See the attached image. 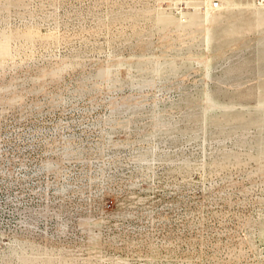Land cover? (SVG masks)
<instances>
[{"label": "rangeland", "instance_id": "1", "mask_svg": "<svg viewBox=\"0 0 264 264\" xmlns=\"http://www.w3.org/2000/svg\"><path fill=\"white\" fill-rule=\"evenodd\" d=\"M263 4L0 0V264H264Z\"/></svg>", "mask_w": 264, "mask_h": 264}, {"label": "bare ground", "instance_id": "2", "mask_svg": "<svg viewBox=\"0 0 264 264\" xmlns=\"http://www.w3.org/2000/svg\"><path fill=\"white\" fill-rule=\"evenodd\" d=\"M209 6H210V5H209ZM222 6H224V4H222ZM222 6L220 5V7H219L218 9H214V8H213V5H212L211 7H212V9H214V10H220L221 8H223ZM263 6H264V4H263ZM261 7H262V6H261ZM261 7H260V8H261ZM239 8H240V7H239ZM249 8H250V7H249ZM225 9H226V8H225ZM214 10H213V11H214ZM223 10H224V9H223ZM241 10H242V9H241ZM250 10H251V9H250ZM250 10H248V11H250ZM237 11H239V10H237ZM252 11H253V10H252ZM254 11H255V10H254ZM259 11H260V10H259ZM245 12H247V11H245ZM260 12H261V11H260ZM263 12H264V11H263ZM263 12H262V13H263ZM233 13H234V12H233ZM257 13H259V12H257ZM262 13H261V14H262ZM254 14H255V13H254ZM260 16H261V15H260ZM244 17L247 18L246 16H244ZM248 17H249V16H248ZM231 18H233V19L235 18V19L237 20L236 17H231ZM231 18H230V19H231ZM242 18H243V17H242ZM242 18H241V20H242ZM250 18H251V17H250ZM250 18H249V19H250ZM257 18H259V16H258ZM263 18H264V17H263ZM230 19H228V20H230ZM255 19H256V18H255ZM255 19H254V20H255ZM250 20H251L250 22H252V18H251ZM260 20H262V19H260ZM231 21H232V19H231ZM231 21H230V22H231ZM234 21H235V20H234ZM243 21H245V19H244ZM223 22H224V20H223ZM227 22H229V21H226L225 23H227ZM232 22H233V21H232ZM235 22H236V21H235ZM245 22H246V21H245ZM248 22H249V20H248ZM255 22H257V21H255ZM242 23H244V22H242ZM246 23H247V22H246ZM252 23H254V21H253ZM218 24H220V23H218ZM237 24H238V23H237ZM240 24H241V23H240ZM240 24H239L238 26H241ZM247 24H249V26H250V23H247ZM216 25H217V24H216ZM222 25H224V24H221V26H222ZM242 25H243V24H242ZM245 25H246V24H244V26H245ZM257 25H258V24H257ZM214 26H215V25H214ZM214 26H213V27H214ZM252 26H253V25H252ZM187 27H188V26H187ZM217 27H218V25H217ZM217 27H216V28H217ZM226 27H227V26H226ZM229 27H231V26H229ZM236 27H237V26H236ZM216 28H215V29H216ZM231 28H232V27H231ZM231 28H230V29H231ZM233 28H234V27H233ZM242 28H244V27H242ZM245 28H247V26H246ZM250 28H251V26H250ZM210 29H211V28H210ZM213 29H214V28H212L211 31H215V30H213ZM219 29H220V27L218 28V30H219ZM237 29H238V27H237ZM237 29H236V30H237ZM251 29H252V28H251ZM220 30H221V29H220ZM225 30H229V29H226V28H225ZM225 30H224V31H225ZM242 30H243V29H242ZM249 30H250V29H249ZM234 31H235V29L233 30V32H234ZM238 31H239V30H238ZM227 32H230V31H227ZM242 32H243V31H242ZM210 33H211V35H212V32H210ZM210 33H209V31H207L206 39H204L205 42H206V46H207V48H208L207 51L210 50V48H209V47H210V42H211L210 37H212V36H210ZM217 33H218V32H217ZM222 33H223V32H221V37L224 35V34L222 35ZM234 33H235V32H234ZM236 33L238 34L239 32L236 31ZM257 33H258V32H257ZM260 33H264V31H263V32H260ZM219 34H220V33H219ZM219 34H218V35H219ZM227 34H228V33H227ZM229 34H230V33H229ZM237 34H233V36H234V35L237 36ZM244 34H245V33H244ZM230 35H232V34H230ZM238 35H239V34H238ZM226 36H227V35H226ZM240 36H242V35H240ZM240 36H238V37H240ZM247 36H248V35H247ZM254 36H255V35H254ZM263 36H264V35H262V37H263ZM221 37H220V38H221ZM224 37H225V36H224ZM249 37H250V35H249ZM258 37H259V36H258ZM262 37H261V38H262ZM212 38H213V37H212ZM212 38H211V39H212ZM218 38H219V37H217V39H218ZM228 38H229V37H228ZM242 38H243V37H242ZM232 39L234 40L233 37H232ZM235 39H236V38H235ZM244 39H245V38H244ZM244 39H243V40H244ZM248 39H249V38H248ZM248 39H247V40H248ZM251 39H252V38H251ZM253 39H254V38H253ZM257 39H258V38H257ZM263 39H264V38H263ZM223 40H224V39H223ZM225 40H231V39L229 38V39H225ZM243 40H242V41H243ZM247 40L245 39L246 44L249 43V41H247ZM212 41H213V40H212ZM231 41H232V40H231ZM239 41H240V40H239ZM245 41H244V43H245ZM216 42H220V41H216ZM224 42H227V41H224ZM224 42H222L223 45H224ZM233 42H235V41H233ZM236 42H237V41H236ZM253 42H255V41H253ZM261 42H262V40H261ZM214 43H215V42H214ZM242 43H243V42H242ZM258 43H260V42L258 41ZM239 44H240V43H238V45H239ZM249 44H250V43H249ZM261 44H264V43H261ZM261 44H260V45L257 44V45L262 46ZM216 45H217V44H216ZM219 45H222V44H219ZM230 45H231V43H230ZM236 45H237V44H236ZM236 45H234V47H238V46H236ZM244 45H245V44H243L242 46H244ZM250 45H251V44H250ZM252 45H253V44H252ZM252 45H251V46H252ZM254 45H256V44H254ZM213 46H215V45H213ZM232 46H233V45H232ZM232 46H230V47H232ZM242 46H240V47H242ZM245 46H247V45H245ZM223 47H224V46H223ZM228 47H229V46H228ZM212 48H214V47H212ZM232 48H233V47H232ZM253 48H255V46H253ZM263 48H264V47H263ZM263 48H262V49H263ZM248 49H249V48H248ZM248 49H246V51H247ZM251 49H252V47H251ZM257 49H258V47H257ZM259 49H260V48H259ZM259 49H258V50H259ZM230 50H231V49H230ZM238 50H239V48H238ZM240 50H241V49H240ZM243 50H244V49H243ZM236 51H237V50H236ZM252 51H253V50H252ZM209 52H210V51H209ZM211 52H213V51L211 50ZM223 52H224V51H223ZM227 52H229V51H226V53H227ZM232 52H233V50H232ZM238 52L241 53V51H238ZM259 52H260V51H259ZM262 52H263V50H262ZM262 52H261V55H262ZM205 53H206V52H205ZM207 53H208V52H207ZM219 53H220V52H219ZM249 53H250V52H249V50H248V53H247L246 55H248ZM255 53H256V51H255ZM203 54H204V53H203ZM213 54H214V52H213ZM230 54H232V53H230ZM236 54H237V53H236ZM253 54H254V51H253ZM237 55H238V54H237ZM244 55H245V54H244ZM244 55H243V56H244ZM249 55H251V54H249ZM257 55H258V54H257ZM263 55H264V54H263ZM211 56H212V55H211ZM227 56H228V55H227ZM233 56H234V55H233ZM235 56H236V55H235ZM243 56H241V57H243ZM201 57H202V56H201ZM204 57H205V56H204ZM213 57H215V56H213ZM213 57H212V60H213ZM217 57H219V56H217ZM221 57H222V56H221ZM238 57H239V56H238ZM245 57H246V56H245ZM245 57H243V58H245ZM209 58H210V57H209ZM219 58H220V57H219ZM232 58H234V57H232ZM192 59H193V58H192ZM198 59H200V58L198 57ZM205 59H207V58H205ZM205 59H204V60H205ZM216 59L218 60V58H215V60H216ZM222 59H223V58H222ZM226 59H227V58H226ZM229 59H230V57H229ZM247 59H248V58H247ZM249 59H250V57H249ZM260 59H261V58H260ZM193 60H195V59H193ZM208 60H209V59H207L206 61H208ZM236 60H237V59H236ZM252 60H253V58H252ZM261 60H262V59H261ZM195 61H196V60H195ZM219 61H221V59H220ZM228 61H229V60H227V62H228ZM233 61H234V60H233ZM211 62H216V61H211ZM225 62H226V60H225ZM234 62H235V61H234ZM238 62H239V61H238ZM240 62H241V61H240ZM242 62H243V61H242ZM208 63H209V61H208ZM221 63H222V62H221ZM223 63H224V62H223ZM236 63H237V62H236ZM262 63H263V62H262ZM196 64H197V63H196ZM209 64H210V63H209ZM211 64H212V63H211ZM224 64H225V63H224ZM245 64H247V63H245ZM193 65H194V64H193ZM252 65H253V64H252ZM262 65H263V64H262ZM210 66H211V65H210ZM212 66H214V65L212 64ZM247 66H248V65H247ZM247 66H246V67H247ZM250 66H251V65H250ZM254 66H255V65H254ZM257 66H258V64H257ZM259 66H260V65H259ZM207 67H208V65H207ZM227 67H229V66H227ZM248 67H249V66H248ZM248 67H247V69H248ZM261 67H262V66H261ZM202 68H203V67H202ZM204 68H205V67H204ZM210 68H211V67H210ZM212 68H214V67H212ZM224 68H225V67H224ZM229 68H230V67H229ZM225 69H227V68H225ZM245 69H246V68H245ZM259 69H260V67H259ZM169 70H170V69H169ZM208 70H210V69H208ZM218 70H219V69H218ZM252 70H253V69H252ZM252 70H250V71L253 73ZM262 70H263V69H262ZM206 71H207V69H206ZM239 71H240V70H239ZM248 71H249V70H248ZM250 71H249V72H250ZM257 71H258V70H257ZM46 72H47V71H46ZM204 72H205V71H204ZM208 72H209V71H208ZM225 72H226V71H225ZM251 72H250V73H251ZM262 72H263V71H262ZM216 73H217V72H216ZM231 73H232V72H231ZM241 73H242V72H241ZM244 73H245V72H244ZM255 73H256V72H255ZM45 74H47V73H45ZM210 74H211V73H210ZM214 74H215V73H214ZM239 74H240V73H239ZM247 74H248V73H247ZM247 74H245V75L247 76ZM257 74H259V73H257ZM261 74H262V73H261ZM106 75H107V74H106ZM173 75H174V74H173ZM206 75H208L207 72H206ZM217 75H219V74H217ZM237 75H238V72H237ZM248 75H250V74H248ZM232 76H233V75H232ZM235 76H236V74H235ZM240 76H241V75H240ZM242 76H244V75H242ZM242 76H241V77H242ZM255 76H256V74H255ZM255 76H254V78H255ZM106 77H107V76H106ZM169 77H170V76H169ZM233 77H234V76H233ZM233 77H232V78H233ZM249 77H250V76H249ZM251 77H252V76H251ZM251 77H250V78H251ZM256 77H257V76H256ZM261 77H262V76H261ZM42 78H43V76H42ZM51 78H52V77H51ZM206 78H208V77H206ZM211 78H213V77L211 76L209 80H211ZM214 78H215V77H214ZM221 78H223V77H221ZM232 78H231V80H232ZM238 78H239V77H238ZM238 78H237V79H238ZM254 78H253V79H254ZM262 78H264V76H263ZM38 79L41 80L40 78H38ZM91 79H92V78H91ZM167 79H168V78H167ZM171 79H172V78H171ZM204 79H205V78H204ZM227 79H228V78H227ZM229 79H230V78H229ZM247 79H248V78H247ZM43 80H44V79H43ZM101 80H102V79H101ZM206 80H207V79H206ZM217 80H218V79H217ZM245 80H246V79H245ZM245 80H244V81H245ZM249 80H251V79H249ZM257 80H258V79H257ZM10 81H11V80H10ZM99 81H100V80H99ZM164 81H165V80H164ZM224 81H226V80H224ZM227 81H229V80H227ZM14 82H15V81H14ZM96 82H97V81H96ZM114 82H115V81H114ZM116 82H117V81H116ZM196 82H197V81H196ZM198 82H200V81H198ZM207 82L210 83V81H207ZM211 82H212V80H211ZM214 82H215V81H214ZM214 82H213V83H214ZM236 82H240V81L237 80ZM241 82H242V81H241ZM246 82H248V81L246 80ZM85 83H87V82H85ZM164 83H165V82H164ZM243 83H244V82H243ZM250 83H252V82H250ZM263 83H264V82H263ZM79 84H80V83H79ZM97 84H99V83H97ZM101 84H102V83H101ZM114 84H115V83H114ZM210 84H211V83H210ZM216 84H217V83H216ZM241 84H242V83H241ZM245 84H246V83H245ZM14 85H15V84H14ZM91 85H92V83H91ZM174 85H175V84H174ZM217 85H218V84H217ZM217 85H216V86H217ZM219 85H221V84H219ZM219 85H218V86H219ZM242 85H243V84H242ZM76 86H77V85H76ZM76 86H75V87H76ZM194 86H195V85H194ZM206 86H208V85L206 84ZM9 87H10V86H9ZM12 87H13V86H12ZM81 87H82V86H81ZM91 87H92V86H91ZM210 87H212V86L210 85ZM220 87H221V86H220ZM238 87H240V86H238ZM190 88H191V87H190ZM190 88H189V89H190ZM196 88H197V87H196ZM214 88H215V87H214ZM12 89H13V88H12ZM12 89H10V90L13 91ZM83 89H84V88H83ZM145 89H146V88H145ZM184 89H185V88H184ZM191 89H193V88H191ZM197 89H199V87H198ZM217 89H218V88H217ZM222 89H223V88H222ZM10 90H9V92H10ZM79 90H80V89H79ZM87 90H88V89H87ZM109 90H111V89H109ZM113 90H114V89H113ZM146 90H147V89H146ZM212 90H214V89H212ZM212 90H211V91H212ZM223 90H225V89H223ZM232 90H233V89H232ZM237 90H238V89H237ZM85 91H86V90H85ZM186 91H187V89H186ZM229 91H231V90L229 89ZM235 91H236V90H235ZM6 92H7V91H6ZM9 92H8V93H9ZM14 92H15V91H14ZM135 92H136V91H135ZM138 92H139V91H138ZM188 92H189V91H188ZM213 92H214V91H213ZM219 92H220V91H219ZM219 92H218V93H219ZM225 92H226V91H225ZM231 92H232V91H231ZM236 92H237V91H236ZM10 93H11V92H10ZM215 93H216V92H215ZM215 93H214V94H215ZM243 93H244V92H243ZM0 94H1V93H0ZM17 94H18V92H17ZM84 94L87 95L86 93H84ZM137 94H138V93H137ZM212 94H213V93H212ZM232 94H233V93H232ZM238 94H239V93H238ZM238 94H237V96H238ZM244 94H246V93H244ZM118 95H119V94H118ZM188 95H189V94H188ZM208 95H209V94H208ZM218 95H220V94H218ZM224 95H225V94L222 95V98H224ZM227 95H228V93L226 94V96H227ZM230 95H231V94H230ZM235 95H236V94H235ZM235 95H234V96H235ZM242 95H243V94H242ZM246 95H247V94H246ZM13 96H14V95H13ZM13 96H12V97H13ZM89 96H90V95H89ZM215 96H217V95H215ZM3 97H6V96H3ZM17 97H18V96H17ZM86 97H87V96H86ZM208 97H209V96H208ZM212 97H213V96H212ZM227 97H229V96H227ZM232 97H233V96H232ZM239 97H240V96H239ZM13 98H14V97H13ZM89 98H91V97H89ZM97 98H98V97H97ZM129 98H130V97H129ZM182 98H183V97H182ZM203 98H204V97H203ZM214 98H215V97H214ZM220 98H221V97H220ZM6 99H7V98H6ZM92 99H93V98H92ZM184 99H186V98H184ZM229 99H230V98H229ZM55 100H56V99H55ZM203 100H204V99H203ZM210 100H211V99H210ZM230 100H231V99H230ZM14 101H15V100H14ZM182 101H183V100H182ZM208 101H209V98H208ZM0 102H1V101H0ZM3 102H4V101H3ZM7 102H8V101H7ZM10 102H12V101H10ZM15 102H16V101H15ZM54 102H55V101H54ZM211 102H215V100H213V101H211ZM16 103H17V102H16ZM16 103H15V104H16ZM115 103H116V102H115ZM209 103H210V102H209ZM215 103H217V102H215ZM5 104H6V103H5ZM203 104H204V103H203ZM210 104L213 105L212 103H210ZM210 104H209V105H210ZM218 104H220V103H218ZM2 105H4V104H2ZM7 105H9V104H7ZM209 105H208V107H209ZM214 105H215V104H214ZM214 105H213V107L216 108ZM38 106H39V105H38ZM89 106H90V105H89ZM220 106H222V105H220ZM39 107H40V106H39ZM132 107H133V106H132ZM218 107H219V106H218ZM205 108H206V107H205ZM210 108H211V107H210ZM219 108H222V107H219ZM262 108H263V107H262ZM216 109H218V108H216ZM224 109H226V108H224ZM244 109H245V108H244ZM260 109H261V108H260ZM117 110L119 111V109H117ZM123 110H124V109H123ZM207 110H208V109H207ZM213 110H214V109H213ZM218 110H219V109H218ZM221 110H222V109H221ZM235 110H236V109H235ZM239 110H240V109H239ZM251 110H252V109H251ZM251 110H250V111H251ZM223 111H225V110H223ZM233 111H234V110H233ZM245 111H246V110H245ZM211 112H212V111H211ZM221 112H222V111H221ZM235 112H236V111H235ZM240 112H241V111H240ZM257 112H258V111H257ZM263 112H264V111H263ZM226 113H228V111H227ZM260 113H261V111H260ZM192 114H193V113H192ZM210 114H213V113H210ZM214 114H215V113H214ZM216 114H217V113H216ZM229 114H230V113H229ZM232 114H233V113H232ZM239 114H240V113H239ZM239 114H238V115H239ZM255 114H256V113H255ZM258 114H259V113H258ZM113 115H114V114H113ZM157 115H158V114H157ZM227 115H228V114H227ZM247 115H248V114H247ZM249 115H250V113H249ZM261 115H262V113H261ZM263 115H264V113H263ZM195 116H197V115H195ZM207 116H208V115H207ZM215 116H216V115H215ZM220 116H222V114H221ZM220 116H217V117H220ZM230 116H232V115H230ZM235 116H236V115H235ZM245 116H246V115L244 114V117H245ZM250 116H252V115H250ZM250 116H249V117H250ZM254 116H255V115H253L252 117H254ZM186 117H187V116H186ZM188 117H189V115H188ZM224 117H226V116H224ZM224 117H223V118H224ZM233 117H234V115H233ZM242 117H243V116H242ZM246 117H247V116H246ZM259 117H260V116H259ZM230 118H231V117H230ZM237 118H238V117H237ZM247 118H248V117H247ZM255 118H256V117H255ZM208 119H209V118H208ZM215 119H216V118H215ZM215 119H214L213 121H215ZM226 119H227V118H226ZM226 119H225V120H226ZM228 119H229V116H228ZM243 119H245V118H243ZM253 119H254V118H253ZM256 119H258V118H256ZM259 119H262V118L260 117ZM263 119H264V118H263ZM210 120H212V119H211V116H210ZM225 120H223V121H225ZM230 120L232 121V119H229V121H230ZM234 120H235V117H234ZM247 120H250V119L248 118ZM226 121H228V120H226ZM226 121H225V122H226ZM258 121H261V120H258ZM134 122H135V121H134ZM211 122H212V121H211ZM217 122H218V119H217ZM253 122H254V120H253ZM253 122H252V124H253ZM255 122H256V121H255ZM219 123H220V122H218V123H216V124L219 125ZM135 124H136V123H135ZM220 124H223V122H221ZM225 124H226V123H225ZM232 124H233V123H232ZM234 124H235V123H234ZM236 124H237V123H236ZM252 124H251V125H252ZM258 124H260V123H258ZM126 125H127V124H126ZM227 125H228V124H227ZM239 125H240V124H239ZM241 125H243V124H241ZM251 125H250V127H251ZM254 125H256V123H255ZM127 126H128V125H127ZM211 126H213V125H211ZM216 126H217V125H216ZM232 126H233V125H232ZM232 126H231V127H232ZM246 127H248V126H246ZM212 128H213V127H212ZM212 128H211V129H212ZM248 128H249V127H248ZM243 129H244V127H243ZM263 138H264V137H263ZM260 139H261V138L259 137V142H260ZM262 140H264V139H262ZM262 140H261V141H262ZM255 141H258V139L255 138ZM52 142H53V141H52ZM253 142H254V141H253ZM259 142H258V144H259ZM263 142H264V141H262V143H263ZM50 143H51V142H50ZM67 144H68V143H67ZM69 144H70V143H69ZM254 144H257V143H254ZM52 145H53V144H52ZM48 146H49V145H48ZM255 146H256V145H255ZM260 146H261V145H260ZM260 146L257 145L256 147L260 148ZM262 146H264V145H262ZM49 148H50V147H49ZM49 148H48V149H49ZM263 148H264V147H263ZM263 148H262V149H263ZM68 149H69V148H68ZM260 149H261V148H260ZM51 150H52V149H51ZM262 151H263V150H262ZM68 152H69V151H68ZM50 165H51V163H50ZM50 168H51V167H50ZM50 168H49V169H50ZM54 168H55V167H54Z\"/></svg>", "mask_w": 264, "mask_h": 264}]
</instances>
